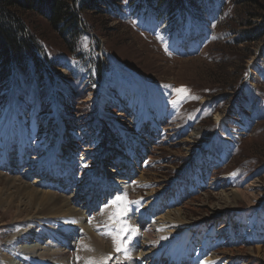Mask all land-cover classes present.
<instances>
[{
    "label": "rangeland",
    "instance_id": "1",
    "mask_svg": "<svg viewBox=\"0 0 264 264\" xmlns=\"http://www.w3.org/2000/svg\"><path fill=\"white\" fill-rule=\"evenodd\" d=\"M79 1L77 34L57 29L39 11L22 14L41 62L28 60L24 69L0 71V188L9 178L20 182L26 174L27 181L54 182L51 191L68 197L77 184L71 180L91 177L95 188L85 180L80 189L91 188L87 194L94 192L102 204L85 221L96 223L107 209L119 243L106 258L110 264H132L122 257L121 238L126 244L133 232L144 236L135 208L146 210L152 199L162 208L139 216L145 227H156L163 221L159 217L173 209L192 224L189 245L196 241L205 263L264 264V33L259 30L264 0H193L183 5L95 0L96 5L86 8ZM187 25H193L186 33L190 47L182 42ZM247 30L256 34L255 41L248 40ZM123 79L148 102L151 119L138 116L137 104L132 108L120 88ZM182 87L187 91H177ZM8 112L10 118L4 120ZM9 120L22 131L11 127L12 135H4ZM10 138L15 144L4 152L1 147ZM54 150L59 158L52 164L42 161L41 173L26 172L18 164L25 159L34 165ZM8 158L13 165L4 163ZM122 161L129 164L125 167ZM58 164L65 168L60 179L47 172ZM96 166L105 169L103 178H94ZM130 169L135 170L133 178ZM125 174L128 180L116 181ZM251 182L260 185L250 191L253 199L227 200ZM117 197L121 200L114 203ZM7 207H0V264H5L4 254L15 258L14 264H58L55 254L64 250L76 252L75 262L85 264L96 250L81 225H63L62 230L69 229L56 240L43 238L48 229L40 221L33 225L36 234L14 244L21 229L12 224ZM25 207L15 206L12 213ZM49 220L59 232L62 225ZM243 220L244 231H255L253 240L240 239Z\"/></svg>",
    "mask_w": 264,
    "mask_h": 264
},
{
    "label": "bare ground",
    "instance_id": "2",
    "mask_svg": "<svg viewBox=\"0 0 264 264\" xmlns=\"http://www.w3.org/2000/svg\"><path fill=\"white\" fill-rule=\"evenodd\" d=\"M188 28H190V26H188ZM188 40H186V42L183 43L184 47L187 45ZM120 88L122 92L125 94V96L130 100V102H132L133 105L132 108L135 109L134 106H136V104L139 106L138 116L143 115L142 119L145 121L147 119H151L152 115L149 112L148 102L144 101L142 99L143 97L141 98V94H138L131 86V84H129V82H127L125 79L121 80ZM9 118H10V113L8 112L3 119L5 120ZM221 118H223V115H219V119ZM9 121H10V126L5 130L3 129V132L5 133L4 135L6 136L12 135L11 127H14L19 132L22 131V127L17 122L11 120ZM0 144H2V141L0 142ZM13 144H15V142L12 140V138H10L9 140L5 141V146H2L1 148H4L3 151L5 152V150L11 148ZM56 144H59V141ZM62 146H63V142H62ZM4 156L6 157V154ZM58 156H59V151L54 150L50 152L49 157L45 159H39V161H37L38 163L34 165L27 164L25 159L20 160L21 163L19 162L18 164H20V167L25 166L23 170H25L26 172H30V171L33 172V170L36 171L37 169V171L41 173L43 171L42 169L43 165L41 164L42 161L45 160L46 164H52V160L53 161L56 160L57 158H59ZM2 159L3 158H1V160ZM9 160H10L9 158L4 159L5 161L4 163L13 165V163H8ZM121 164L125 165L126 167L129 163L122 161ZM34 166L36 168H32ZM15 167L20 168L19 166H15ZM64 169L60 164H58V166L52 167V169L51 166H49L47 172L56 173L55 175L57 178L61 176V174L64 175L63 173ZM104 170H105L104 168L102 167L98 168L96 166L91 172L93 173L94 178L95 175H98L99 177L103 178L105 176ZM69 171H71V168H69ZM128 171L130 172V177L133 178V174H135V170L130 169ZM72 175H74V173H72ZM26 177L29 176L24 174L22 176V178L24 179L20 182L17 181L18 179L9 178L8 181L5 182V186L3 188H0V207L4 205L6 206L8 205L5 211L7 212V214H9L10 217L14 218L12 219L13 221L11 220V222H13L12 224H17V223L20 224V226L18 227L21 229V232L19 234H16L15 237H13L15 242L14 244L23 241V238L29 239V237L33 236L31 234H36L34 231L35 227L33 225H35L37 221L44 223L45 226L43 227L45 229H48L43 234V238L46 237L47 239L48 237L56 240H60V236H65V234L69 229L67 228L62 230L63 225L77 226L79 224L81 225L82 228H85V230L83 229L85 234H87L88 239L96 249L95 252L92 251L93 255L90 257L91 259L88 258L84 263L110 264L109 260L107 261L106 258L107 256L108 257L110 256L111 252L116 251V246L119 243L116 242V238L114 239V236L112 235L113 233V231L111 230L112 219L109 216L107 209L104 208L106 212L103 211L104 214L99 216L96 220H94V222L97 221L96 223H94L95 225L92 222L88 224L85 221L89 216L88 212H91L94 206L96 207L102 204L100 197L98 195H93L94 192L91 195H89V193L87 194V191L89 189L90 192H92L93 191L92 189L95 188V185L90 180L91 177L90 179H88L86 178L87 176L85 174H82V178L91 181L90 185L92 184V189L86 186L84 190L83 188L80 189V187L83 186L85 180L84 182L77 178H76L77 180L76 179L74 181L71 180L72 182H76L77 184L75 183L76 184L74 186L75 189L73 192H71L72 193L71 195H68V197L67 196L65 197L64 195H57L54 191H51V189H53L54 182L53 184H46L45 182L42 181L43 182L42 183L40 182L39 178H35V180L31 182V181H27L25 179ZM230 177H229L230 179H233L235 175L232 174L230 175ZM58 179H60V177ZM116 179L115 180L117 182H122V181L125 182V180H128V176L125 174L124 176H121L120 178H116ZM63 180L64 182H67V180H65V177L63 178ZM71 181L69 182V184H72ZM38 182H40L39 185H37ZM0 184H1V175H0ZM257 187L260 188V185H258L256 182H251L243 191L238 189L235 192H233L231 195H228L227 200L230 197L232 198L231 200H236L239 197H245V196L247 198L253 199L254 197L253 193H251L250 191L254 190ZM97 188H99L100 191H103L104 193L107 192L106 189L107 187L105 186L103 187L102 185H100ZM94 191L96 193L95 189ZM108 192H113V191L112 189H109ZM81 204H83L85 207H82ZM20 205H25L26 206L25 209L18 208L17 212L12 213L13 208L15 206L19 207ZM145 207L146 210L143 207L135 208L137 214V217H135V219L138 218V220L136 219L138 226L144 228L145 231L144 236L141 237L137 235V233L133 232V237L125 244L124 240H122L123 238L122 236L124 234L120 237L117 235L119 238L122 237L121 238L122 243L120 242V246H122L123 244L122 247L123 250L121 251L123 253L122 257H124L126 260L127 259L130 260L132 264L141 261H144L147 264H165V262L163 261L165 257H169L167 264L170 263L187 264V261H185L186 258H188V260L195 261V264H200L198 260L201 259L202 256H205V254L203 253L202 255L198 254L197 251H195L196 249L192 245L188 246V240L192 238L191 233H189V230L192 229L191 227L192 224L186 221L181 215L176 214L175 211L172 209L166 212L164 216L161 215L159 217L161 221L163 220L162 223H158L157 226L152 229L145 227L143 220L139 219L141 218L139 216L142 215H144L145 217L150 216V214L153 213L155 209L160 210L162 208V205L160 202H157L155 199H152L151 201L145 204ZM53 218L57 219L56 222L58 224L62 225L61 227H58L59 232L55 230V228H57L55 221L54 223H51V221L53 220L51 221L49 220ZM243 222L244 220L240 223V227H239L242 230L240 239L243 238L244 240L246 239L248 241L253 240V238L256 237L255 231L254 230L253 231L247 230V232L244 231V229H247V227L244 226L242 229ZM256 222L257 221L254 220L253 222H250V225L249 223H247L246 225L249 226L248 228H250ZM138 226H136V228ZM138 228H137L138 234H140V230L142 229L140 228L139 230ZM120 233H121V229H120ZM193 243H196V241L193 240ZM20 247H24L25 250H31L32 248L31 246L28 245H23ZM174 249L183 250L185 257H183L179 253L178 256H175L171 260L170 257L173 255ZM55 255H56L54 258L55 260L58 258L59 260H62V262L58 260L57 261L58 264H80L78 262H75V259L78 257V254H76V252L72 250L71 251L64 250L62 254L57 253ZM197 255H199V257H197ZM203 259L204 257L202 258V260ZM207 260L208 259H204L203 264H207L205 263ZM3 261L5 262V264H14V262H16V259L9 254H4ZM52 264H54V262Z\"/></svg>",
    "mask_w": 264,
    "mask_h": 264
},
{
    "label": "trees",
    "instance_id": "3",
    "mask_svg": "<svg viewBox=\"0 0 264 264\" xmlns=\"http://www.w3.org/2000/svg\"><path fill=\"white\" fill-rule=\"evenodd\" d=\"M149 1L154 3L155 0ZM169 1L183 5L193 0ZM77 4L78 0H0V71H8L13 66L24 69L28 66V60L41 62L32 44L36 41L35 38L32 39L25 31L22 14L39 11L50 19L57 29L60 28L62 32L68 34H77L79 26V15L75 11ZM79 4L82 6L86 4L84 8L96 5L95 0H81ZM61 25L65 27V31ZM259 30L260 34L264 33V26L262 25ZM246 32L249 35V41L257 39L252 31ZM257 37L260 36L257 35Z\"/></svg>",
    "mask_w": 264,
    "mask_h": 264
},
{
    "label": "snow or ice",
    "instance_id": "4",
    "mask_svg": "<svg viewBox=\"0 0 264 264\" xmlns=\"http://www.w3.org/2000/svg\"><path fill=\"white\" fill-rule=\"evenodd\" d=\"M177 91H185L186 92L187 89L182 87L181 89H178ZM120 200H121V198L117 197L116 200L114 201V203H118ZM123 214H124V211L121 212V215H123ZM121 233L126 234V230L124 228H121ZM122 247H123V244H122ZM117 250L119 251V250H121V248H118Z\"/></svg>",
    "mask_w": 264,
    "mask_h": 264
},
{
    "label": "built area",
    "instance_id": "5",
    "mask_svg": "<svg viewBox=\"0 0 264 264\" xmlns=\"http://www.w3.org/2000/svg\"><path fill=\"white\" fill-rule=\"evenodd\" d=\"M178 15H180V13Z\"/></svg>",
    "mask_w": 264,
    "mask_h": 264
}]
</instances>
